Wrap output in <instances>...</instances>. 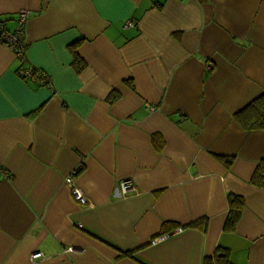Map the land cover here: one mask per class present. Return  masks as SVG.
Here are the masks:
<instances>
[{
	"label": "crops",
	"instance_id": "obj_1",
	"mask_svg": "<svg viewBox=\"0 0 264 264\" xmlns=\"http://www.w3.org/2000/svg\"><path fill=\"white\" fill-rule=\"evenodd\" d=\"M23 9L53 91L0 45V264H202L217 247L264 264V131L234 119L264 94V0H0V21Z\"/></svg>",
	"mask_w": 264,
	"mask_h": 264
},
{
	"label": "trees",
	"instance_id": "obj_2",
	"mask_svg": "<svg viewBox=\"0 0 264 264\" xmlns=\"http://www.w3.org/2000/svg\"><path fill=\"white\" fill-rule=\"evenodd\" d=\"M234 119L245 131H264V94L254 99L244 109L236 113ZM216 160L226 169L233 163L232 157H216ZM250 184L254 187L264 189V161L259 162L250 179ZM227 203L228 215L224 224V230L232 232L241 217L244 201L238 195L228 194ZM188 227L199 228L204 231L206 228V220L192 223ZM175 228L176 225L174 224L164 223L161 226L160 235H165ZM120 252L121 257L130 254L129 251ZM202 264H231L229 252L226 249L217 247L214 254L211 257L205 258Z\"/></svg>",
	"mask_w": 264,
	"mask_h": 264
},
{
	"label": "built area",
	"instance_id": "obj_3",
	"mask_svg": "<svg viewBox=\"0 0 264 264\" xmlns=\"http://www.w3.org/2000/svg\"><path fill=\"white\" fill-rule=\"evenodd\" d=\"M28 17V11L23 9L20 10L16 19L14 20V27L9 28L7 23L0 21V45L8 48L14 54L15 58L19 61V68L16 74L19 78L24 81H32L39 85L47 88L49 91H53L52 84L49 82L47 77L36 68L27 63L26 57V44L24 41V27ZM133 26L132 21H126L124 28ZM80 169L75 170L71 175L65 178V183L69 186L72 199L79 205L87 204V201L82 194L81 190L75 185V175ZM0 176L8 178L7 172L0 167ZM135 188L133 182L130 179H124L120 182V194L122 197H127L130 193H134ZM71 250V249H69ZM44 258L42 253L36 252L32 254L31 260H38Z\"/></svg>",
	"mask_w": 264,
	"mask_h": 264
}]
</instances>
